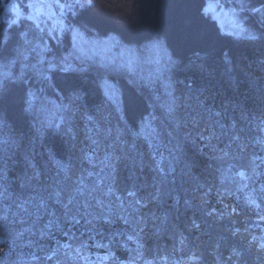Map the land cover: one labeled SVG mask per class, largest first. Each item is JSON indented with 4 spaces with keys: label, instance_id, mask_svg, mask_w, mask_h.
Masks as SVG:
<instances>
[{
    "label": "trees",
    "instance_id": "trees-1",
    "mask_svg": "<svg viewBox=\"0 0 264 264\" xmlns=\"http://www.w3.org/2000/svg\"><path fill=\"white\" fill-rule=\"evenodd\" d=\"M201 2L95 0V7L84 16L69 17L79 19L80 23L94 20L95 26L88 25L92 33L116 35L130 47L139 48L149 39L162 38L169 51L179 58L180 67L172 74V79L176 94L182 97L177 115L188 121L185 127L174 129L159 108L154 110L150 106L165 101L151 99L158 93L152 90L137 93L143 106L157 117L158 153L143 140L133 141L128 135L123 139L136 144L132 152H128V144H113L112 138H105L103 129L116 127L118 121L115 118H110V123L101 122L99 132H89L93 126L84 118L85 114L95 115L104 100L99 88L102 73L95 68L84 74L57 71L51 73L53 87L44 85L53 98L58 97L68 104L72 89L66 87L61 91L57 85L65 84L69 78L76 83L81 99L73 105L75 116L70 120L71 132L66 131V125L59 135H49L45 131L42 139H37L35 130L39 124L34 115L22 110L20 86H10L7 95L0 94V121L3 122L0 137H14L20 141L18 147L7 150L0 144V170H6L7 174V180H0V184L6 183L8 189V198L0 197V214L7 210V221L0 220V225L6 223L8 233L5 235V229L0 227V264H101L105 250L96 247L97 242L107 244L113 233L139 229L135 222L129 226L116 215L110 224H105L99 217L108 214L109 208L113 213L127 215L124 209L137 199L148 202L136 216L147 219L139 227L144 228L141 233L144 258L152 264H190L188 258L193 254L199 259L194 264H264V249L259 247L264 242V199H261L264 193L259 191L264 187V145L257 143L264 137V44L217 40L213 29L199 20L196 8ZM249 23L260 27L254 20ZM3 27L0 24V31ZM22 30H26L23 25L10 30L13 47L19 42L16 34ZM225 53L229 54L230 63H225ZM55 55L58 57V50ZM110 76L125 97L132 95L133 89L124 75L114 73ZM26 80V88L38 86L34 77H26ZM192 118L199 123L194 125ZM139 122L137 115V126ZM127 126L134 127L130 120ZM210 131L216 133L212 140L216 151L206 146L207 140L200 139L201 134L207 136ZM90 134L99 141L97 145L88 139ZM234 137L239 139L234 140ZM221 149H226L229 156L218 160L216 157L222 154ZM49 152L56 159L71 163L67 180L56 176V169L48 161ZM85 153L103 161L107 153L122 157L111 161L116 166L115 182L107 179L93 191L96 183L111 169L104 164L89 169L88 162L83 160ZM154 153L155 160L152 158ZM25 155L32 156L42 172L40 183L33 182V188L21 187L23 177L31 175V169L24 161ZM141 157L143 166H139ZM161 157L166 177L163 182L162 174L155 167ZM252 160L258 166L255 175L249 167ZM230 166L232 170L227 175L235 176L236 172L244 171L252 175V179L241 181L236 176L235 183L230 180L221 183L222 173ZM55 179L63 180L60 185L65 189L62 203H57L54 196L50 197L57 188ZM81 180L85 185L84 195H77L76 201L66 209L64 205L69 193ZM245 183L248 187L240 191ZM107 184H112L115 195L104 196ZM158 189L162 193L159 200L150 202L151 195ZM253 189L259 209L245 203L246 194ZM129 190L136 193L135 197L128 196ZM40 197L45 200V208L37 207L36 201ZM98 199L104 201L103 208L97 206ZM21 203H24L23 209L18 208ZM181 239L183 246L179 243ZM117 240L123 242L126 237L118 236ZM82 244L86 247L77 256L75 249L81 248ZM132 247L135 245H128V248ZM111 248L120 264H127L132 253L116 244ZM232 248H236L240 256L233 257ZM139 264L144 262L139 261Z\"/></svg>",
    "mask_w": 264,
    "mask_h": 264
},
{
    "label": "snow or ice",
    "instance_id": "snow-or-ice-1",
    "mask_svg": "<svg viewBox=\"0 0 264 264\" xmlns=\"http://www.w3.org/2000/svg\"><path fill=\"white\" fill-rule=\"evenodd\" d=\"M94 7L95 0H27L26 3L23 0L19 3L16 0H0V9H2L3 13L0 15V24L4 25L2 31H0V57H3V62H0V94L7 95L10 86H20L22 110L29 115H34L39 124V128L35 130L37 139H42L45 131H48L49 135H59L65 130L66 125H68L66 131L71 132L70 120L75 116L73 105L81 99L79 92L76 90V83L69 78L65 84L57 85L61 91L65 90L66 87L72 89V95L68 97V104H64L63 102L57 103L47 95H44L46 92L45 87L36 90H33L31 87L26 88L25 85L28 81L26 80L25 72L22 70L17 75L13 72V68L18 62L21 63L22 69L32 70L41 83L47 85V88L53 87L50 83L52 80L50 73L58 71L65 74H84L91 68H95L98 73H102L99 78V88L102 91L104 100L97 107L95 115L85 114L84 118L93 126L89 129V132H99L101 122L110 123V118H115L118 121L116 127L103 129L105 138H112L113 144H128V152H132L135 150L136 144L134 142L129 143L123 139L124 136L128 135L133 138V141L143 140L150 148L156 149V153H158L160 146L156 141L159 140L160 133L155 123L157 117L153 112H148L147 107L143 106L137 93L143 94L145 91H151L154 85L159 83L164 89L166 99L163 103H153L150 106L154 110L159 108L174 129L179 130L185 127L188 121L177 115L178 110L182 106V97L176 94L175 82L172 79V74L179 69L181 62L174 53L169 51V46L162 38L149 39L139 48L130 47L123 45L116 35L110 33H105L103 36L92 35L88 25L92 24L95 26L96 22L94 20H86V22L80 23L79 19H69V17H82ZM13 12L14 16H10ZM196 12L202 24L212 28L215 32V38L219 41L236 40L245 41L249 44H264V0H259L258 3L257 0H227V3L224 0H202L196 8ZM225 20L227 21V25L224 24ZM253 20L256 24H259V28L249 23ZM22 21H30L31 24L27 30H22L16 34L19 42L13 47V37L10 34V30L18 27ZM30 32L34 33L31 38L29 36ZM65 33L71 35V50L59 58L53 56L51 60L46 59V55L51 53L52 49L48 46V41L44 39V35L46 34L51 40L59 42ZM116 49H119V51L113 54ZM12 52L15 55H12ZM32 53H35L38 57L36 64L26 63L29 55ZM224 55L225 63H230L228 59L229 54L225 53ZM45 64L47 65L46 67H44ZM104 73L124 75L127 78L128 84L133 89L132 95L125 97L117 85L112 83L107 75H103ZM186 87L191 88V85H186ZM57 96H59V93H57ZM151 99L154 102H158L161 100V97L160 95L153 94ZM146 112L148 113L147 115L144 114ZM137 115H139L140 120L138 126L136 125ZM215 115L219 116L220 113H216ZM129 120L132 121L133 128H128ZM191 122L194 125L199 123L195 118H192ZM2 126L3 122L0 121V127ZM137 127L138 130H135ZM233 127L235 126L233 125ZM214 138H216L215 131H210L207 136L203 134L200 136L201 140L208 141L207 147L216 151V146L212 144ZM73 139H75V136H73ZM88 139L93 145L99 143L91 134L88 135ZM233 139L238 140L239 137H234ZM257 143L264 145V137L259 138ZM0 144L4 145L5 150H7L8 147H18L20 141L14 137H0ZM220 152L222 154L216 157L218 160H223L229 156V152L226 149H221ZM114 158L116 160L122 159L120 156H115L114 153H107L105 155L102 163L106 168L111 169V172L96 183L92 189L93 191L99 189L100 185L107 179H111L113 183L115 182L114 173L116 166L111 163ZM152 158L155 160V153L152 155ZM83 160L92 163V155L85 153ZM24 161L27 167L31 169V175L26 174L23 177L21 187L33 188V182H36V184L40 183L42 172L36 166V163H34L32 156L25 155ZM48 161L56 169L57 177H63L64 180L69 178V173L72 169L70 162L56 159L51 152L48 154ZM162 164L163 157H161V160L155 166L156 170L162 174L161 182L166 179L163 175L164 169ZM139 166H143L142 157ZM249 167L253 175L257 174L258 166L255 160L250 161ZM231 170L230 166L225 173H222L221 183L227 180L235 183L236 176L241 181L252 179V175L244 171L236 172L235 176L227 175L226 173L231 172ZM89 175L92 174L89 173ZM0 180H7L6 170H0ZM55 183L57 188L50 193V197L54 196L57 203H62V193L65 189L60 185L63 183V180L55 179ZM247 187L248 185L245 183L239 190L243 191ZM0 188L3 189V191H0V197L7 199V184H0ZM84 191V181L81 180L78 186L69 193L68 202L64 207L67 209L69 205H72L76 201L77 195H84ZM259 191L260 193H264V187H261ZM103 194L104 196L115 195V189L112 187V184L106 185V190ZM127 194L130 197H135L136 195L132 190H129ZM160 194L162 193L158 189L157 193L151 195L150 202L158 201ZM32 199L35 201V197ZM116 199L120 200V197L117 196ZM261 199H264V196ZM36 203L38 208L46 207L43 197H40ZM147 203H142L141 200L137 199L134 202H129V207L124 209L127 215L113 213L111 208H109L108 214H102L99 217L105 224H110L112 223V217L116 215L129 226L135 222L139 229L133 228L131 232L113 233L107 244L97 242L96 247L105 250V255L100 258L101 264L108 261H111L112 264H120L112 251L111 245L113 244L126 248L132 253L128 258L127 264H139V261H143L144 264H152V261L145 260L144 258L145 245L141 238L144 228L139 227L142 223H146L147 219L136 216L140 208L146 207ZM245 203L249 207L259 209L260 205L257 203L255 189L246 194ZM97 206L103 208L105 206L104 201L98 199ZM18 208L23 209L24 203L19 204ZM6 212L7 210H4L3 214H0V220L5 222L7 221ZM129 217H133V220H129ZM72 219L75 221V217H72ZM75 222L79 223V221ZM89 223H92V221H89ZM0 227L5 229V235H7L6 223L0 225ZM233 234L235 235L236 233ZM18 235H23V233H19ZM118 236H125L126 240L121 242L117 240ZM179 243L183 246L184 240L181 239ZM129 244H134L135 247L128 248ZM84 247L86 245L82 244L81 248L75 249L77 256L80 255L81 249ZM259 247L264 249V242H261ZM240 254L236 248L231 249L233 257H238ZM71 258L69 255V259ZM190 259H195V254Z\"/></svg>",
    "mask_w": 264,
    "mask_h": 264
},
{
    "label": "rangeland",
    "instance_id": "rangeland-1",
    "mask_svg": "<svg viewBox=\"0 0 264 264\" xmlns=\"http://www.w3.org/2000/svg\"><path fill=\"white\" fill-rule=\"evenodd\" d=\"M226 1H227V0H224L225 3H227ZM16 2L19 3V2H21V0H16ZM23 2L26 3L27 0H23ZM10 16H14V12L11 13ZM30 24H31L30 21H22L20 25H23V26L26 28V30H27V29L29 28ZM224 24L227 25V21H226V20L224 21ZM20 25H19V26H20ZM86 34H88V33H86ZM91 34L97 36L95 33H92V32H91ZM33 35H34V33H32V32L29 33L30 38H31ZM98 36H99V35H98ZM44 39L48 41V46L52 49V52H51V53H48V54L46 55V59H48V60H51L53 56L57 57V56L55 55V52H56L57 50H58V52H59V55H58L57 58H59L60 56L66 55V54L71 50V48H72V39H71V35H70L69 33H65V34L60 38V41H59V42L54 41V40H51L50 38L47 37L46 34L44 35ZM66 39H68V41H66ZM121 43H122V42H121ZM122 44H123V43H122ZM53 45H54V48H52ZM123 45H124V44H123ZM56 48H58V49H56ZM118 51H119V49H116V50L114 51L113 54H115V52H118ZM37 60H38V57L36 56V54H35V53H32L31 55H29V58H28V60L26 61V63H28V64H36V63H37ZM77 63H78V62H77ZM46 66H47V65L45 64L44 67H46ZM16 70H17V73L15 72ZM22 70L25 72L26 77L32 76V78L34 77V82H35V83H38V86H37L36 88L34 87L33 90L39 89V88H41V87H45V86H44L45 84H42V83H41V81L38 79V77L34 74V72H33L32 70H29V69H22L21 63L18 62V63L16 64V66L13 68V72H14L15 74H17V75H19L20 72H21ZM104 74L107 75L108 78H109V80H110V78H111L110 74L113 75L114 73H104ZM50 75H51V73H50ZM110 81H111L112 83H115L113 80H110ZM115 84H116V83H115ZM152 91L158 93V95H161V99H163V100L166 99V97L164 96V89L159 85V83H157L156 85H154ZM50 94H51V93H49L47 90H46V92L44 93V95H47L49 98L55 100L57 103H61V102H62L61 99H58V97L53 98ZM163 97H164V98H163ZM63 103H64V102H63ZM102 161H103V160H101V158L98 159L97 157H95L94 155H92V163H89V162L87 161V162H88V167H89V169H90V168H93V166H96V167L102 166V165H103ZM196 260H199V259H198V258H196V259H190V257L188 258V261H189L190 264H194V262H195ZM79 263H80V262H79ZM97 264H98V262H97Z\"/></svg>",
    "mask_w": 264,
    "mask_h": 264
}]
</instances>
